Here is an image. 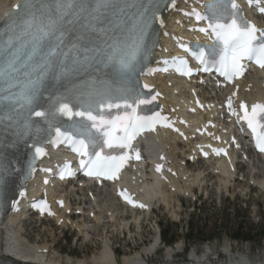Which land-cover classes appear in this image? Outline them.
<instances>
[{
	"label": "snow or ice",
	"instance_id": "snow-or-ice-1",
	"mask_svg": "<svg viewBox=\"0 0 264 264\" xmlns=\"http://www.w3.org/2000/svg\"><path fill=\"white\" fill-rule=\"evenodd\" d=\"M119 2L120 0H19L15 5L18 11L14 15H8L7 27L0 33V38H6L0 45V84L6 87L0 91L8 93L0 96V100L7 102L0 106V111L5 113L0 117V124L13 129L16 140L11 146L18 140L32 139L30 147L34 149V153L28 165L29 175L35 171L33 165L36 158L45 154L40 141L43 132H47L49 143L68 142L74 146L73 151L81 157H87L80 161L81 168L86 169V175L116 180L132 156L128 152L120 155L105 154L104 148L118 146L120 149H128L139 132L145 129L154 130L157 124L172 127L171 123H165L167 117L159 112L151 116L137 114L140 105L151 103L159 93L152 96L151 100L138 95L133 103L125 101L124 107L131 109L130 114L118 116L113 121H104L101 118L99 122L90 109L94 98L104 93L95 88L86 93H78V107L68 102L63 95H50L44 101L45 84L49 80L58 82L93 65H112L120 74L133 70L137 56L145 50L144 41L148 28L153 19L159 18L158 2H141L130 29L124 27L123 21L112 27L113 17L124 11L118 6ZM248 2L252 3V0ZM172 6L175 7V0H172ZM238 8L236 0H231L230 22L220 23L217 20L216 23L208 25L223 44L218 71L229 81L243 75L242 61L245 59L254 60L260 68H264V29L238 17ZM260 11L264 12V8ZM196 19L202 20L205 17L197 13ZM160 22L163 25V21ZM203 57L204 52L201 51L197 59L206 65ZM203 70L208 71L209 68L205 66ZM177 71L183 75L192 73L184 60L179 62ZM21 76L25 80L21 81ZM18 85H22L19 91H11ZM144 87L148 88L149 85ZM43 102L48 103L47 108L43 107ZM104 106L103 103L100 104V107ZM114 106L120 107L119 104H107L109 108ZM228 107L232 108L231 99L228 100ZM240 108L243 111L240 119L247 123L254 134L256 149L264 153V103L253 104L249 110L242 102ZM75 117H86L92 121L91 128L97 131H102L105 124L110 125L109 130L102 131L103 147L94 157L88 152L89 145L95 142L89 132H85L83 138L76 139L61 126L64 119L73 121ZM41 124L46 125V128L41 127ZM117 129L122 130L124 135L117 137ZM213 151L216 155H227L222 148ZM135 158L140 159L138 152ZM161 168V165H157V171ZM12 173L10 164L4 163L3 158H0V189L6 186ZM19 195L23 197L25 192L21 190ZM120 195L133 207H146L143 203L134 201L127 190H121ZM17 203L13 200V209L17 208ZM34 206L39 207L41 212L46 208V205Z\"/></svg>",
	"mask_w": 264,
	"mask_h": 264
},
{
	"label": "rangeland",
	"instance_id": "rangeland-1",
	"mask_svg": "<svg viewBox=\"0 0 264 264\" xmlns=\"http://www.w3.org/2000/svg\"><path fill=\"white\" fill-rule=\"evenodd\" d=\"M213 183H210L211 187H213ZM208 193L211 197L206 201L201 199V203L196 204L194 212L192 201L186 199L183 202L184 208L177 210L178 214L162 211L159 215H154L153 220H160V228L166 230L167 238L176 241L178 249L184 245H190V251L204 248L206 245L211 248L230 246L239 252H251L252 258H257L258 255L263 256L264 190L247 188L246 183L237 182L230 193L224 192L221 195H216L213 188ZM180 219L181 221L178 222ZM26 228L29 229L28 233L32 240L46 241L52 247L55 245L56 250L66 251L63 256L67 257L68 253L76 254L87 261L92 258V254L98 251L105 240L97 235L89 246L84 247L81 240L76 243L73 239H67L71 237L72 232L67 233L52 222L41 223V225L35 222L33 227L26 226ZM107 228H105V232ZM156 230L154 222L150 221V224L146 223L140 228L133 226L131 233L128 234H122L116 229L110 238L113 245L118 247L122 254H125L132 252L133 249L144 250V244L152 240ZM101 232L102 230H99L98 234ZM238 234L251 236V241L237 240L236 235ZM210 247L207 248L212 251Z\"/></svg>",
	"mask_w": 264,
	"mask_h": 264
},
{
	"label": "bare ground",
	"instance_id": "bare-ground-1",
	"mask_svg": "<svg viewBox=\"0 0 264 264\" xmlns=\"http://www.w3.org/2000/svg\"><path fill=\"white\" fill-rule=\"evenodd\" d=\"M3 1H7V0H0V2ZM193 0H180V5L181 4H188L190 2H192ZM178 12L181 10V6L177 7ZM179 15L177 14L176 9L173 10L169 16H167L164 19V23H163V27L165 26V32H171L174 29H176V26L178 25V20H179ZM170 28V29H166V28ZM171 27H174L173 29H171ZM168 103H170V101H168ZM209 118L211 119H215L217 120V118L214 115H210ZM183 141H185L186 139H181ZM173 142H176V140H173ZM186 143V141H185ZM169 144H172V141L169 140ZM170 149L172 150V153H174V151H179L181 148H178L176 143L173 144V146H170ZM176 157V156H175ZM183 162V161H182ZM182 165V164H181ZM177 172L179 174V177H177V181L175 182V186L177 188V191L175 193H171L168 192L167 190H165L164 194H165V203L167 205V207H170L172 210L175 209L173 207V203H174V198H175V194H177L178 191H182L183 189H181V182L185 183L186 186H191L194 184H200L203 180L205 175V170H198L197 172H195L194 174H189V172L184 168L181 167L179 169H177ZM190 175V176H189ZM234 176L233 172L229 173L226 176H217L218 181H219V185L218 188L224 187L227 188L228 184L230 183V179ZM229 177V178H227ZM258 183H260L262 185V183L260 181H258ZM68 194V192H66ZM85 198V195H84ZM100 198V196H98V199ZM102 204L100 203V206L103 207L105 213L108 211H111L112 209H106L105 206V201H108V203L110 204L109 206H111L113 209L115 208V204L113 203V201H111L110 197L108 196V200L107 199H102ZM69 204V203H67ZM67 204L65 205L66 209H69V207L67 206ZM97 208L98 210H100L99 207V203H97ZM64 212H62L59 215V220L62 219ZM115 214L117 215V213L114 212H110L109 215L111 217V221L112 222H118L119 220H117L115 218ZM26 218V214L20 213V214H16L15 216H13L11 218V220L9 221V223L7 224L6 228H7V249L6 252L7 254H13L15 256H17L18 258L24 257V255H29L30 258H35V255L33 256V250L34 248L36 249V247H38L40 244H44L42 246H40L39 248L44 249V248H48L51 247L52 251H50V254L52 255L50 258H55V262H57V264H70L72 262V259L68 258L71 255L68 253L67 254V258L63 259L62 255L60 256L58 254L59 251L56 250L55 247H52V245H49L46 241H36V239L34 241H32L31 239V235L30 233H24V226L22 225V220ZM67 221L71 222V219H66L64 218L63 220H61L59 222V224L61 225V227L66 226ZM95 221V222H94ZM94 221H85V219H82V222L80 223V221H73L71 222L73 227H76L79 231V233H82L83 236L89 237L91 236L92 238L94 236H99L101 238L104 239V235L106 237V241L110 242L111 238L110 235L113 234V231L115 229H117L118 227L114 224H112L111 226L106 224V225H102V223L107 222L106 219L103 220V216L102 215H97ZM94 222V225L93 223ZM102 225L101 228H97L95 226H99ZM86 227H88L87 231L84 233V230L86 229ZM108 227V228H107ZM105 228H107V231L105 232ZM131 228L132 226H130L129 228V232L131 233ZM99 230L101 232V234H98ZM28 231V229L26 230V232ZM37 244H39L38 246H36ZM47 244V245H45ZM102 249V247H101ZM100 249V251H101ZM205 252V251H204ZM210 251H207V253ZM212 252V251H211ZM37 259V261H41L40 258H35ZM125 260L132 262V264H138L137 262L131 261L132 258L129 257L128 253H126L125 255ZM92 260L96 263V264H107L106 260L103 256L102 253H94ZM85 260L83 259V257L79 258L78 263L79 264H84ZM197 264H205L202 260H197L196 261ZM54 263V262H53ZM56 264V263H54ZM221 264H264V255L260 256L258 255L257 258H252L250 255H248L247 253H241L238 255H234L232 257L227 258L225 261H223Z\"/></svg>",
	"mask_w": 264,
	"mask_h": 264
},
{
	"label": "trees",
	"instance_id": "trees-1",
	"mask_svg": "<svg viewBox=\"0 0 264 264\" xmlns=\"http://www.w3.org/2000/svg\"><path fill=\"white\" fill-rule=\"evenodd\" d=\"M236 236H237L236 238H238V240H241V241H251L250 240L251 236H249V235H241V234H238ZM261 239H263V238H261Z\"/></svg>",
	"mask_w": 264,
	"mask_h": 264
}]
</instances>
